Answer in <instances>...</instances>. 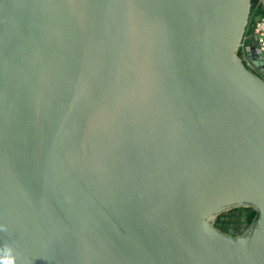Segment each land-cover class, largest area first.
<instances>
[{
	"label": "water",
	"instance_id": "1",
	"mask_svg": "<svg viewBox=\"0 0 264 264\" xmlns=\"http://www.w3.org/2000/svg\"><path fill=\"white\" fill-rule=\"evenodd\" d=\"M251 9L0 0V247L18 264H264V77L237 55L264 76ZM236 208L258 216L231 236L214 224Z\"/></svg>",
	"mask_w": 264,
	"mask_h": 264
},
{
	"label": "trees",
	"instance_id": "2",
	"mask_svg": "<svg viewBox=\"0 0 264 264\" xmlns=\"http://www.w3.org/2000/svg\"><path fill=\"white\" fill-rule=\"evenodd\" d=\"M252 9L250 20L244 35L245 41H252L254 36L255 20L259 16H264L261 11L259 0H251ZM238 56L242 57L243 53L238 52ZM258 213L253 208H236L226 213L221 214L215 222V227L220 231L233 235L234 233H241V229H248L250 225L256 220Z\"/></svg>",
	"mask_w": 264,
	"mask_h": 264
},
{
	"label": "clouds",
	"instance_id": "3",
	"mask_svg": "<svg viewBox=\"0 0 264 264\" xmlns=\"http://www.w3.org/2000/svg\"><path fill=\"white\" fill-rule=\"evenodd\" d=\"M7 231V225L0 224V232ZM21 259V254L17 252V250L11 244L6 243L2 247H0V264H18V261H20Z\"/></svg>",
	"mask_w": 264,
	"mask_h": 264
},
{
	"label": "built area",
	"instance_id": "4",
	"mask_svg": "<svg viewBox=\"0 0 264 264\" xmlns=\"http://www.w3.org/2000/svg\"><path fill=\"white\" fill-rule=\"evenodd\" d=\"M254 36L256 38L255 46L262 52H264V16L260 17L254 25ZM244 50V43L242 45Z\"/></svg>",
	"mask_w": 264,
	"mask_h": 264
},
{
	"label": "flooded vegetation",
	"instance_id": "5",
	"mask_svg": "<svg viewBox=\"0 0 264 264\" xmlns=\"http://www.w3.org/2000/svg\"><path fill=\"white\" fill-rule=\"evenodd\" d=\"M255 39V38H254ZM254 39L252 40V43L254 44L256 41H254ZM242 48V47H241ZM243 52V56L241 57L242 60L244 61V64L251 70H253L254 72H256L258 75L264 77L262 75L261 70L259 69V67H256L253 65V63L249 60V58L247 57V53H246V49L244 47V50L242 49Z\"/></svg>",
	"mask_w": 264,
	"mask_h": 264
},
{
	"label": "rangeland",
	"instance_id": "6",
	"mask_svg": "<svg viewBox=\"0 0 264 264\" xmlns=\"http://www.w3.org/2000/svg\"><path fill=\"white\" fill-rule=\"evenodd\" d=\"M238 52H242V48L240 47L239 48V50H238ZM238 52H237V55H238ZM243 53V52H242ZM217 221V220H216ZM241 231V233H234L233 235H231V236H240V235H242V234H244L246 231H247V229H241L240 230Z\"/></svg>",
	"mask_w": 264,
	"mask_h": 264
},
{
	"label": "crops",
	"instance_id": "7",
	"mask_svg": "<svg viewBox=\"0 0 264 264\" xmlns=\"http://www.w3.org/2000/svg\"><path fill=\"white\" fill-rule=\"evenodd\" d=\"M262 13H264V0H259Z\"/></svg>",
	"mask_w": 264,
	"mask_h": 264
}]
</instances>
